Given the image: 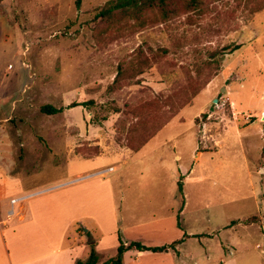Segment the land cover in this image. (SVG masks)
Instances as JSON below:
<instances>
[{
    "label": "rangeland",
    "instance_id": "1",
    "mask_svg": "<svg viewBox=\"0 0 264 264\" xmlns=\"http://www.w3.org/2000/svg\"><path fill=\"white\" fill-rule=\"evenodd\" d=\"M77 1L0 0L2 231L16 226L7 214L21 191L116 167L77 185L109 183L113 202L98 201V208L116 217L115 247L123 230L174 219L178 237L216 235L203 242L212 262H224L219 245L226 241L240 254L260 253L264 0H198L196 7L177 0L169 20L157 9L102 20L97 14L112 0ZM47 105L61 112L43 114ZM98 198L86 197V212ZM23 205L30 204L20 201L15 211ZM97 223L72 220L60 241L58 229H41L40 221L33 231L45 235L15 246L28 249L20 256L25 264H69L72 257L86 260L92 242L106 261L119 246L113 249L111 231ZM107 236L108 247H97ZM147 240L136 242L153 244ZM182 251L202 255L194 239Z\"/></svg>",
    "mask_w": 264,
    "mask_h": 264
},
{
    "label": "crops",
    "instance_id": "2",
    "mask_svg": "<svg viewBox=\"0 0 264 264\" xmlns=\"http://www.w3.org/2000/svg\"><path fill=\"white\" fill-rule=\"evenodd\" d=\"M115 170L116 167L111 168V171L108 170L107 173H105L107 175L94 174L78 176L77 178H81L82 180H77L76 178L75 180L69 183L60 184L43 190L41 192H30L22 194L21 191V195L14 198L22 199L21 202H26V204L29 202L30 205L28 207L26 205H23V207H21L16 212L15 209L18 206V203L13 205L11 203L12 199L10 200L9 206L11 207V209L8 211L7 217L8 220L13 219L16 223V226L13 228V230L3 232L1 229L0 222V261L9 264L27 263L25 261H22V258L20 256L28 249H25L23 247L19 248L15 245L21 244V241L25 240L28 236L35 237L39 234L45 235V232L42 233V231H33L34 228L38 227L40 221L42 223L41 229H51V232H55L53 229H58L56 231L58 233L54 236L59 237L61 239L60 241H63V238L65 237V232L68 229L69 224L72 220L84 217L94 218L95 221L98 222L97 224L100 228H102V230H104L106 233H109V235L110 232L108 231H111V243L113 249H117V246H119V242L115 247L117 236L116 217L105 211L103 207V211L102 208H98V201L104 202V200H106L108 201V203L113 202L112 190L111 187H108L109 183H104L106 184L104 185V188L103 186L99 185L91 186L89 188H83L82 185L77 186L79 183L82 182H90L91 180L97 181L96 179L106 178L109 173H112ZM73 185H76L77 187L67 191L65 190V192L63 193L54 195V191L56 189L64 190ZM91 195L99 198L96 200V203H92L91 206L94 205V207L91 211H88V213L86 212L88 207L84 205L83 201L86 199V197ZM122 200H124V197H122ZM35 202H40V206H34ZM184 210L185 206L183 212ZM11 211L14 212L13 215H10ZM28 212H30V216H28ZM183 212L181 213L180 217L182 216ZM170 221L167 219L159 220L149 224L132 226L128 230H123V241L127 245H130L131 243L136 241L147 242L148 238L153 240V244H143L147 247L169 246L176 241H182L181 244L176 246L175 250H169L168 252L163 253L142 252L136 249L129 250L124 255L123 264H264V249L260 248L259 245L257 246V248L261 249L260 253L255 252L252 254H248V252H244L240 254L238 252H235L237 248L232 245L231 242L228 241L222 242L219 245V247L221 248V253L223 252L222 255L223 257H225L224 262H219V260L212 262L210 258L211 251H209V248L205 246L204 243L215 239L216 235H205L204 238L200 239L197 238L196 235L192 234H186L185 236L183 235L181 237H178L180 233L177 232L176 223L174 219H171ZM262 223L264 225V221ZM236 225L241 226V224L238 222ZM232 226L235 225L232 224ZM245 227H258V229L261 230V226L256 224H245ZM120 229L122 230V228ZM174 230L177 232V236H172V233L176 234V232H173ZM145 232H147V234H143ZM49 234V231H47L48 236ZM124 235L127 236L126 239H124ZM262 236L264 237V233ZM143 237H145L146 239H144ZM174 237H176L177 239L174 240ZM46 239L47 243L52 242V239L50 237ZM193 239L197 240L198 245L200 246V248H202V255H198L199 253L184 254V252L182 251V247H184L189 240ZM75 240L79 241L78 237L75 238ZM108 240L109 238L107 236V239L97 242V247L100 246L102 249H106L108 247V243L110 242ZM74 251H77V249H73V252ZM56 252H59V250H57ZM201 256L206 257L208 261L205 262L204 260L200 259ZM79 260L84 261L85 259L82 260L79 258L72 257L69 264H76V262ZM103 262L105 261H102L100 259L99 264H102Z\"/></svg>",
    "mask_w": 264,
    "mask_h": 264
},
{
    "label": "trees",
    "instance_id": "3",
    "mask_svg": "<svg viewBox=\"0 0 264 264\" xmlns=\"http://www.w3.org/2000/svg\"><path fill=\"white\" fill-rule=\"evenodd\" d=\"M177 0H112L110 1L103 9H101L98 14L97 18L102 20H111L117 14H121L123 18L126 19H135L145 11L157 9L161 11L165 20L171 19L174 11L171 9V6ZM185 1L190 6H197L198 0H181ZM82 0L77 1V5L80 6ZM237 47L236 49H238ZM78 105H73V107ZM41 112L46 115H56L61 112V109H57L53 106L47 105L42 107ZM184 189L182 182L179 183V190L178 194L183 196ZM184 204L179 209V216L180 218L181 213L183 212ZM251 223V221H249ZM233 225H236L237 222H233ZM180 226V224H179ZM120 245L117 250V254L115 257L110 258L109 260L103 262L102 264H123L124 262V255L127 251L136 249L142 252H152V253H163L168 252L169 250H175L176 246L181 244L182 241H176L172 245L163 246V247H147L141 243L133 242L130 245H127L123 240L122 237L119 236ZM91 248L89 257L84 261H77L76 264H99L100 257L95 249V243H89Z\"/></svg>",
    "mask_w": 264,
    "mask_h": 264
},
{
    "label": "built area",
    "instance_id": "4",
    "mask_svg": "<svg viewBox=\"0 0 264 264\" xmlns=\"http://www.w3.org/2000/svg\"><path fill=\"white\" fill-rule=\"evenodd\" d=\"M22 199H16V200H12V204L15 205L16 203L20 202ZM13 211L10 212V215H13Z\"/></svg>",
    "mask_w": 264,
    "mask_h": 264
},
{
    "label": "bare ground",
    "instance_id": "5",
    "mask_svg": "<svg viewBox=\"0 0 264 264\" xmlns=\"http://www.w3.org/2000/svg\"><path fill=\"white\" fill-rule=\"evenodd\" d=\"M263 119H264V117H263ZM52 227H53V226H52ZM50 228H51V227H50ZM42 233H43V232H42ZM36 236H37V235H36ZM40 239H41V238H40ZM40 239H39V240H40ZM36 240H38V238H37Z\"/></svg>",
    "mask_w": 264,
    "mask_h": 264
}]
</instances>
